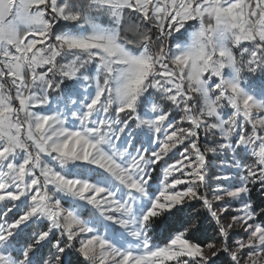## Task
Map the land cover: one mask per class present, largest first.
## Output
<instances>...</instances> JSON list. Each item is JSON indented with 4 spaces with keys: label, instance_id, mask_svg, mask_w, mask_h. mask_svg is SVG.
Here are the masks:
<instances>
[{
    "label": "snow or ice",
    "instance_id": "snow-or-ice-1",
    "mask_svg": "<svg viewBox=\"0 0 264 264\" xmlns=\"http://www.w3.org/2000/svg\"><path fill=\"white\" fill-rule=\"evenodd\" d=\"M0 264H264V0H0Z\"/></svg>",
    "mask_w": 264,
    "mask_h": 264
}]
</instances>
